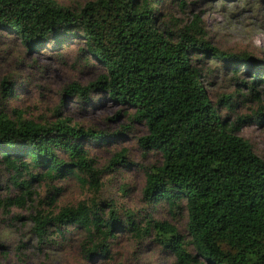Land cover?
<instances>
[{
  "label": "trees",
  "instance_id": "obj_1",
  "mask_svg": "<svg viewBox=\"0 0 264 264\" xmlns=\"http://www.w3.org/2000/svg\"><path fill=\"white\" fill-rule=\"evenodd\" d=\"M160 3L88 0L74 10L57 0H0V31L14 34L30 50L75 36L83 39L84 51L104 72L86 85L71 82L63 93L85 101L93 90L106 91L133 109V120L147 128L138 138L140 146L162 159L145 172L143 198L151 205L164 202L171 212L186 210L196 254L187 251L174 225L150 214L139 222L127 209L122 218L112 201L91 198L56 211L60 188L54 181L75 177L95 192L102 185V169L86 145L105 140L104 133L68 119L38 124L21 115L11 119L0 109V165L19 190L0 200V207L8 214L13 206L33 204L29 219L41 243L62 238L70 228L83 229L81 250L87 259L106 257L116 232L130 231L154 233L182 264H264V161L238 135L245 119L219 117L202 83L199 61L216 59L223 67L243 66L254 73L243 82L249 94L264 81V64L210 45L199 15L178 33L160 30ZM10 82L3 79L1 85L8 88ZM7 94H13L12 88ZM115 164L111 159L108 168ZM34 182L48 183L46 196L37 203Z\"/></svg>",
  "mask_w": 264,
  "mask_h": 264
},
{
  "label": "rangeland",
  "instance_id": "obj_2",
  "mask_svg": "<svg viewBox=\"0 0 264 264\" xmlns=\"http://www.w3.org/2000/svg\"><path fill=\"white\" fill-rule=\"evenodd\" d=\"M87 1L57 0L74 10ZM159 10L156 25L160 30L178 33L194 15H199L203 38L210 45L224 52L250 55L255 62L264 64V0H161ZM84 49L83 39L75 36L62 44L50 42L30 50L14 34L0 31V109L14 120L18 115L38 124L68 119L72 125L104 133L105 140L86 145L96 167L102 169L100 190L95 192L93 186L75 177L54 181L52 184L60 188L56 211L63 205L91 198L112 201L122 218L127 209L136 214L139 222L150 214L155 220L174 225L184 237L187 251L195 255L187 232L186 210L171 212L166 203L151 205L143 198L145 172L160 165L162 159L158 152L140 146L138 138L146 134L147 128L143 122L133 120V109L116 102L106 91L93 90L85 101L75 94L63 93L71 82L86 85L104 72L103 65ZM199 64L204 72L202 83L219 117L226 122L245 119L238 135L264 161V81L255 84V94H249L243 82L251 81L254 73L243 66L223 67L219 60L211 58ZM260 74L264 77V69ZM3 79L11 81L8 88L2 87ZM11 88L13 94L9 95ZM121 154L124 157H118ZM111 159L116 164L108 168ZM33 187L37 203L46 196L48 183L34 182ZM18 193L8 171L0 165V200ZM32 205L13 206L8 214L0 207V264H182L154 233L146 236L116 232L109 254L93 259L83 256L81 242L86 233L80 228H70L54 242L41 243L29 219Z\"/></svg>",
  "mask_w": 264,
  "mask_h": 264
}]
</instances>
